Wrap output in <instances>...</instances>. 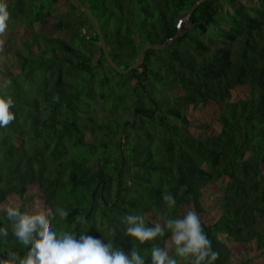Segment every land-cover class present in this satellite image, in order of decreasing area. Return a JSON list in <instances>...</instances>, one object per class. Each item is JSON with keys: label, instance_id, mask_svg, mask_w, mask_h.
Listing matches in <instances>:
<instances>
[{"label": "trees", "instance_id": "obj_1", "mask_svg": "<svg viewBox=\"0 0 264 264\" xmlns=\"http://www.w3.org/2000/svg\"><path fill=\"white\" fill-rule=\"evenodd\" d=\"M197 1L82 0L123 67L168 40L124 74L75 0H5L0 91L15 119L0 127V206L64 207L55 228L135 247L146 264L163 240L139 244L124 216L195 210L215 264H264V0ZM10 250L25 251L9 230L0 255Z\"/></svg>", "mask_w": 264, "mask_h": 264}, {"label": "clouds", "instance_id": "obj_2", "mask_svg": "<svg viewBox=\"0 0 264 264\" xmlns=\"http://www.w3.org/2000/svg\"><path fill=\"white\" fill-rule=\"evenodd\" d=\"M10 12L5 0H0V33L8 27ZM183 22L180 19L179 24ZM13 97L0 91V127L15 119L11 110ZM168 209L176 205L171 194L162 196ZM69 215L64 207L36 213L22 211L21 207L9 203L0 206V219L7 220V226L0 224V240L11 234L24 249L18 256L15 251L0 255V264H146L145 257L133 247L124 251L110 241L87 234L86 231L55 228L54 221L62 222ZM78 225L86 224L81 217H75ZM125 234L139 244L146 241L163 240V246L153 244L147 264H215L218 253L202 226L195 210H187L182 217L163 218V222L148 220L143 214L129 213L123 218ZM171 253V254H170Z\"/></svg>", "mask_w": 264, "mask_h": 264}, {"label": "water", "instance_id": "obj_3", "mask_svg": "<svg viewBox=\"0 0 264 264\" xmlns=\"http://www.w3.org/2000/svg\"><path fill=\"white\" fill-rule=\"evenodd\" d=\"M199 1H201V0H198L197 3ZM75 2H76V4L80 8H82L83 10H85L89 14V16L91 18V21H92L93 25L95 26L96 31L99 34V38H100V42H101V47L103 49L105 58L107 59L108 63L116 71H118L120 73L126 74V73L132 71L133 69L139 68L141 65H143L144 64V61H145L146 53H147V51L149 49H157V50H160V49H164V48L168 47V45H169L168 40H166L164 42H151V41H149V42L145 43L144 46L142 47L139 57L130 66L123 67L110 54V51H109V48H108V45H107V42H106V39H105L103 30L101 28V25H100V23H99L96 15H95L94 11L90 7H88L87 5H85L82 2V0H75ZM195 6H196V3L193 4V6L191 7V9L188 12V14L183 18L184 27L185 28H188L191 25L190 15L193 12ZM177 36H178V33L175 34L174 38H176ZM128 122H129V120H126L124 122V127L128 124ZM132 125L135 126V122H133Z\"/></svg>", "mask_w": 264, "mask_h": 264}, {"label": "rangeland", "instance_id": "obj_4", "mask_svg": "<svg viewBox=\"0 0 264 264\" xmlns=\"http://www.w3.org/2000/svg\"><path fill=\"white\" fill-rule=\"evenodd\" d=\"M70 3V2H69ZM69 3H68V5H69ZM64 9L65 10H67L68 11V13H73L74 12V9L72 8V7H64ZM91 26H90V24L88 23V25H87V28L89 29ZM87 28H85L84 29V31L85 32H87L88 33V29ZM90 30V29H89ZM90 31H93V29L92 30H90ZM32 190V192H34L35 194H39V191H37L35 188H32L31 189ZM29 213H36V212H40V210H39V205L37 204H34V203H30V205H29Z\"/></svg>", "mask_w": 264, "mask_h": 264}]
</instances>
